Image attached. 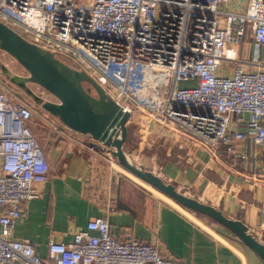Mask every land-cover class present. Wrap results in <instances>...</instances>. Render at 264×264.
Returning a JSON list of instances; mask_svg holds the SVG:
<instances>
[{
  "label": "built area",
  "instance_id": "2783aa9c",
  "mask_svg": "<svg viewBox=\"0 0 264 264\" xmlns=\"http://www.w3.org/2000/svg\"><path fill=\"white\" fill-rule=\"evenodd\" d=\"M0 0V23L85 71L122 110L140 112L207 152L264 144V0ZM248 39L253 61L239 59ZM0 86V264H176L158 244L113 238L106 217L69 243L50 239L44 258L13 237L25 206L49 175L30 127L35 105ZM58 138L91 146L57 119ZM244 125L246 133L229 128ZM114 161L113 158L109 157ZM117 165V164H116Z\"/></svg>",
  "mask_w": 264,
  "mask_h": 264
},
{
  "label": "crops",
  "instance_id": "0c3cea01",
  "mask_svg": "<svg viewBox=\"0 0 264 264\" xmlns=\"http://www.w3.org/2000/svg\"><path fill=\"white\" fill-rule=\"evenodd\" d=\"M254 50L246 39L239 59L253 61ZM258 61L264 62L262 48ZM247 69L264 67L251 64ZM136 118L143 128L141 140L150 141L147 147L154 144L150 139L163 141L140 157L141 166L179 192L240 221L264 244V144L248 139L235 142L232 152L219 145L209 153L149 117ZM226 120L230 130L246 133L244 125H235L236 116ZM40 121L44 128L37 139L49 165L48 179L36 186L39 198L26 204L24 217L13 227V237L30 241L40 257L46 256L50 239L69 243L90 220L106 217L113 238L158 244L161 255L176 264H264L221 226L157 197L104 151L58 138L45 114ZM128 143L127 128L124 148Z\"/></svg>",
  "mask_w": 264,
  "mask_h": 264
},
{
  "label": "water",
  "instance_id": "95a60500",
  "mask_svg": "<svg viewBox=\"0 0 264 264\" xmlns=\"http://www.w3.org/2000/svg\"><path fill=\"white\" fill-rule=\"evenodd\" d=\"M0 52L9 55L26 72L22 77L0 65V76L24 93L45 113L67 129L91 138V146L107 151L116 164L140 182L172 200L181 208L218 224L264 261V244L260 243L238 220L197 199L179 192L173 185L137 165L125 152L127 123L130 114L122 112L105 91L83 70H75L56 59L50 52L28 43L0 23ZM36 85L57 102L44 101L29 88Z\"/></svg>",
  "mask_w": 264,
  "mask_h": 264
},
{
  "label": "rangeland",
  "instance_id": "374dc122",
  "mask_svg": "<svg viewBox=\"0 0 264 264\" xmlns=\"http://www.w3.org/2000/svg\"><path fill=\"white\" fill-rule=\"evenodd\" d=\"M84 2L85 1L78 0L79 4H85ZM0 65H4L6 68H8L15 75L22 76V77H26L27 76L26 72L15 62V60H13L9 55H7V54H5L3 52H0ZM0 86H2L6 90H10L12 92H17L18 93L17 96L22 97L27 102H30V103L34 104L33 101L31 99H29L24 93H22L21 91H19L15 87H13L10 84H8L1 76H0ZM29 88L36 96H38L39 98L43 99L44 101L57 102L56 99L53 96H51L49 93H47L46 91H44L43 89H41L38 86L29 85ZM35 111H36V113L34 114L33 117L37 118L41 125L37 123V125L33 126V128H34L33 130H35L36 133L38 134V133H42V128H43L42 125L44 123H42L40 121V117L43 114L42 112H44V111L37 105H35ZM139 115L140 116H146V115H144V114H142L140 112H134L133 115L130 116V119H129L128 123H127V128H128V132H129V143H128L129 145H127L124 148V149L128 150L126 153L131 157V159L137 165H140V161H141L140 157H145V155H149V153H151V149H153L155 145L156 146L163 145V141L161 139H158V140L150 139L155 145L153 144V146L147 147V144L150 141L149 142L146 141V142H148V143H146V142H143L141 140L142 139V134H143V128H142V124L140 123V120L138 118H136V116H139ZM134 117H135V120H134ZM159 124H161V123H159ZM162 125L167 126L166 124H162ZM150 145H152V144H150ZM173 148L175 149L176 147L173 146ZM103 154H106L109 157H111V155L107 151H104ZM126 174H128V173H126ZM134 182H136V181H134ZM137 184L139 185L140 183L137 182ZM140 186H143V185H140ZM145 188H147L148 192L154 193L151 189H149V187H145ZM156 192L157 191H155V195L157 197L161 198L162 200L163 199L164 200L168 199V198L164 197L163 195H160L159 192H157V193ZM170 201H171V203L173 202L172 200H170ZM173 204L176 205L174 202H173Z\"/></svg>",
  "mask_w": 264,
  "mask_h": 264
},
{
  "label": "trees",
  "instance_id": "16d2710c",
  "mask_svg": "<svg viewBox=\"0 0 264 264\" xmlns=\"http://www.w3.org/2000/svg\"><path fill=\"white\" fill-rule=\"evenodd\" d=\"M37 123L40 124L39 120H38L37 118H35V117H32V119H31V121H30V124H29V127H30V129H31V131H32V133H33V135H34V137H35L37 143L39 144V141H38V139H37V133H36L35 130H33V129H34L33 126H34V125H37ZM40 125H41V124H40ZM42 126H43V125H42ZM43 128H44V126H43ZM43 128H42V130H43ZM39 145H40V144H39ZM40 147H41V145H40ZM198 216H199V215H198ZM199 217H202V216H199ZM203 218H204V217H203ZM207 220H209V219H207ZM209 221H211V220H209ZM213 223H214V222H213ZM216 225H218V224H216Z\"/></svg>",
  "mask_w": 264,
  "mask_h": 264
}]
</instances>
